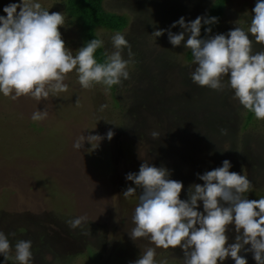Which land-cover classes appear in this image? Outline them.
<instances>
[{
  "label": "rangeland",
  "instance_id": "374dc122",
  "mask_svg": "<svg viewBox=\"0 0 264 264\" xmlns=\"http://www.w3.org/2000/svg\"><path fill=\"white\" fill-rule=\"evenodd\" d=\"M65 1L36 0L50 14L64 13L66 25L59 31L75 55L82 44L64 11ZM20 2L0 0V16H6L5 6ZM215 2L105 0V11L126 15L128 21L119 31L97 30L95 34L108 53L114 51L112 36L117 32L125 36L133 53L128 80L105 94L104 86L86 90L68 74L64 81L68 91L50 94L47 100L22 96L13 101L0 94V231L15 233L8 236L13 257L16 242L30 240L32 264H134L148 247L155 248L148 239L133 241L129 236L141 190L128 198L122 194L136 187L126 175L138 174L143 162L167 168L171 179L183 183L181 199L186 200L190 185L203 184L197 174L228 160L230 171L244 174L253 185L245 196L264 198V120L233 99L230 88L217 91L195 84L191 73L197 65L193 59L185 62L190 49L183 42L173 47L168 39L167 30L182 31L179 26L171 28L173 23L181 17L186 23L204 17ZM256 2L229 0L212 35H226L237 26L247 31ZM157 30H165L164 35L153 36ZM260 51L264 45L254 41L253 52ZM123 58L129 59L127 49ZM227 81L225 77V85ZM102 105H107L103 111ZM38 110L48 115L33 121ZM9 114L15 117L8 120ZM109 130L114 132L110 141L106 138ZM153 131L159 133L157 138L151 136ZM81 135L105 139L97 148L85 141L78 150L73 145ZM199 210L203 211L202 202ZM81 216L87 217L83 229L87 235L67 223ZM228 236L229 243L234 242V226ZM90 249L106 256L96 258ZM155 251L157 264L161 260L183 264L179 248ZM240 255L247 264H256L251 252ZM0 264L18 262H5L0 256ZM223 264L235 261L229 257Z\"/></svg>",
  "mask_w": 264,
  "mask_h": 264
},
{
  "label": "clouds",
  "instance_id": "9594fccd",
  "mask_svg": "<svg viewBox=\"0 0 264 264\" xmlns=\"http://www.w3.org/2000/svg\"><path fill=\"white\" fill-rule=\"evenodd\" d=\"M252 11L247 31L237 26L226 35H212L211 26L218 23V18L198 16L188 23L181 17L171 28L179 26L182 31L174 34L167 30V34L173 47L183 42L184 48L191 50L197 65L191 73L195 84L217 91L230 88L233 99L256 119L264 120V51L253 52L254 41L264 45V0H257ZM3 12L6 16H0V94L4 97L13 101L22 96L47 100L50 94L57 96L68 91L64 81L73 71L83 89L103 85L105 94L130 78L128 67L133 53L121 33L111 38L114 51L105 52L104 62H98L95 53L104 46L102 39H92L75 55L66 47L59 31L66 25L64 13L50 14L36 0L11 3ZM204 25L208 26L207 35L202 38ZM164 32L157 30L153 36L161 37ZM125 49L127 60L123 58ZM76 105L79 106V99ZM105 108L107 105H102L101 111ZM47 115V111L38 110L31 119L42 121ZM221 133L226 135L227 130L222 129ZM113 136L111 130L106 134L109 141ZM151 136L157 138L159 133L153 131ZM103 139L100 135H81L73 146L81 150L87 141L97 148ZM231 167L230 161L224 160L221 167L197 174L203 184L190 185L186 200L181 199L183 183L171 179V172L165 167L143 162L138 174L128 173L126 180L136 187H128L123 196L128 198L138 188L141 190L133 216L135 227L129 236L133 241L145 238L155 245L141 253L134 264H157L156 248L181 249L183 264H223L229 257L235 264H247L241 252H251L256 264H264V198L248 199L245 194L253 190L251 181L244 174L231 172ZM201 202L203 211L199 210ZM67 223L83 231L87 217ZM230 226L235 230L232 243L228 236ZM8 236L14 237L15 233L6 235L0 231V256L4 261L32 264V242L17 241L13 257ZM159 264H167V260Z\"/></svg>",
  "mask_w": 264,
  "mask_h": 264
},
{
  "label": "trees",
  "instance_id": "16d2710c",
  "mask_svg": "<svg viewBox=\"0 0 264 264\" xmlns=\"http://www.w3.org/2000/svg\"><path fill=\"white\" fill-rule=\"evenodd\" d=\"M104 1L105 0H66L65 1L64 11L66 12V16L69 22H72L73 24H75V27L78 30V35H79V39L81 40L82 47L86 46V43L90 42L94 38L99 39L98 36L95 34L97 30L119 31L127 24L128 20H127L126 15L117 14V13L110 12L107 10L105 11L103 8ZM228 1L229 0H216L215 5L211 6L208 9L207 14L204 16L206 18H210V17L218 18V23L211 26L212 32L218 26L220 22V17L224 14ZM206 27L208 26L204 25L201 28L202 38L207 35L205 32ZM105 52L106 51L104 50L103 47L97 50V52L95 53V57L98 62H104V60L106 59L104 55ZM192 59L193 57L191 55V50H190V52L186 53L185 62H190ZM70 75L72 76V79H71L72 81H78L75 71L70 73ZM65 81H67V79ZM95 88L97 87L94 86L92 89H95ZM114 88L115 86H113L111 90H115ZM85 110H87L86 107H85ZM86 115L87 113L85 114V116ZM14 117L15 115L9 114L8 120L13 119ZM249 117L251 116H248L247 119L251 121ZM32 125L34 126V128L36 127L34 124H31V126ZM1 140L2 142H4L5 138L1 137ZM15 152L16 151H14V153ZM9 157H7V159ZM10 166H11L10 168L13 169V166L12 165ZM27 168L30 169L29 167ZM91 251L94 252L93 250ZM94 254L96 258L98 256L99 257L106 256V254L99 255V254H96L95 252Z\"/></svg>",
  "mask_w": 264,
  "mask_h": 264
}]
</instances>
